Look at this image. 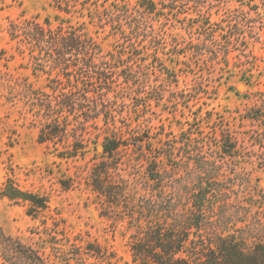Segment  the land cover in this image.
Returning <instances> with one entry per match:
<instances>
[{"label":"trees","instance_id":"1","mask_svg":"<svg viewBox=\"0 0 264 264\" xmlns=\"http://www.w3.org/2000/svg\"><path fill=\"white\" fill-rule=\"evenodd\" d=\"M231 3L248 12L222 14ZM49 5L56 10L52 17L40 21L33 15L10 31L12 39L27 44L34 61L50 63L48 73L63 66L58 71L67 76L66 91L45 103L51 120L40 129L39 141L59 131L63 112L66 118L80 114L82 125L94 123L93 139H84L83 130L80 143H67L56 155L83 158L93 149L87 184L99 214L123 226L127 264H264V187L234 171L256 163L264 178V93L257 104L237 112L239 123L255 126L239 137L229 115L198 101L201 82L179 89L181 77L204 75L206 66L217 84H228L234 68L251 70L242 57L253 27L264 28V0H136L132 7L127 0H49ZM98 37L110 40L108 51ZM101 58L118 69L96 66ZM75 63L82 68L74 70V79L69 66ZM114 73L122 76L120 82ZM152 105L159 115H173L167 130L162 119L153 122ZM63 125L66 130L69 121ZM153 131L155 137L148 135ZM0 190L26 203V214L39 220L31 231L36 242L0 230V264H115L109 247L89 234L71 238L60 220L43 215L49 209L46 196L18 188L11 178Z\"/></svg>","mask_w":264,"mask_h":264},{"label":"rangeland","instance_id":"2","mask_svg":"<svg viewBox=\"0 0 264 264\" xmlns=\"http://www.w3.org/2000/svg\"><path fill=\"white\" fill-rule=\"evenodd\" d=\"M127 3L132 7L136 0H127ZM214 3H218V0H214ZM229 12L242 16L248 9L246 6L231 3L228 10H221L225 15ZM55 13L56 10L49 5V0H0V189L6 179L11 178L18 188L46 196L49 209L43 215L60 220L71 238L76 233L84 237L89 234L91 240L114 251L113 263L127 264L130 255L126 238L122 236L123 226L114 224L112 219L99 214L94 194L87 184L93 163V149L90 148L83 158L65 160L56 155L57 150L63 149V145L80 143L78 139L83 130L84 139H93L94 123L86 122L82 125L80 114L71 113L66 118L63 112L59 120V131L51 140L39 141L40 129L51 120V111L45 107V103L49 99H58L66 91L67 76L58 71L63 66H56L54 69L52 67L53 71L48 73L50 63L44 61L45 58L34 61L28 55L27 44L12 39L10 31L14 30V23L19 20L38 15V19L42 21L44 16L52 17ZM218 18L219 16L212 15L213 21H218ZM253 30L254 33L247 38L248 52L242 57L252 63L251 70L234 68L228 84H217L212 70L206 66L203 68L204 75L196 71L193 76L181 77L179 82V89L193 87L194 82H201L204 92L198 101H210L208 108L214 107L216 112L229 115L227 121L239 137L244 131L255 129V126L247 122L239 123L237 112L257 104L256 99L264 93V28L253 27ZM98 39L102 41L105 51H108L111 47L110 40ZM94 63L106 70L118 69L107 58L97 59ZM129 65L134 67L138 62L130 61ZM80 68V63L70 65V76L75 79L77 74L74 70ZM121 77L117 73L113 74V79L118 82L122 80ZM227 85L232 88L228 89ZM169 110L175 111L174 107H169ZM159 111L160 108L152 105L153 122L159 124L157 119H162L164 131L168 129L167 125L173 115L167 112L159 115ZM176 115L179 116V112ZM66 119L69 127L62 130ZM148 135L155 137L157 134L153 131ZM255 165L259 164L245 162L244 165L235 167L234 171L240 179L251 177L264 187L263 175L257 173ZM26 207V203L14 202L0 193V230L23 242H36L38 237L31 231L39 225V220L27 215ZM48 223H51V218Z\"/></svg>","mask_w":264,"mask_h":264},{"label":"water","instance_id":"3","mask_svg":"<svg viewBox=\"0 0 264 264\" xmlns=\"http://www.w3.org/2000/svg\"><path fill=\"white\" fill-rule=\"evenodd\" d=\"M101 148L99 147V150H100Z\"/></svg>","mask_w":264,"mask_h":264}]
</instances>
